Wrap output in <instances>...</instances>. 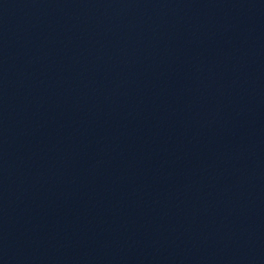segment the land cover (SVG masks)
I'll use <instances>...</instances> for the list:
<instances>
[{
	"label": "water",
	"instance_id": "water-1",
	"mask_svg": "<svg viewBox=\"0 0 264 264\" xmlns=\"http://www.w3.org/2000/svg\"><path fill=\"white\" fill-rule=\"evenodd\" d=\"M0 174L264 226V0H0Z\"/></svg>",
	"mask_w": 264,
	"mask_h": 264
}]
</instances>
